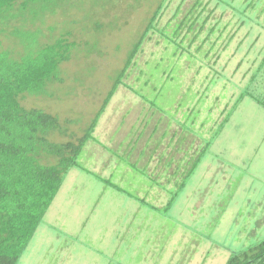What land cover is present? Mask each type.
Masks as SVG:
<instances>
[{
  "label": "rangeland",
  "instance_id": "374dc122",
  "mask_svg": "<svg viewBox=\"0 0 264 264\" xmlns=\"http://www.w3.org/2000/svg\"><path fill=\"white\" fill-rule=\"evenodd\" d=\"M160 1L73 0L36 23L39 35L55 28L51 35L59 37L71 30L70 40L79 43L60 66L63 82L54 81L47 94L23 102L56 115L73 136L56 131L51 141L83 136ZM201 1L196 8L197 0H170L158 28L172 33L185 15L193 13L191 21L200 13L201 34L193 42L189 34L184 51L150 32L101 115L95 139L82 148L80 167L65 175L17 264H226L264 240V109L247 97L232 110L240 94L264 90L249 84L264 57V0L248 11L251 0ZM32 11L42 12L38 5ZM0 26L9 27L6 37L0 34L2 49L18 58L25 51L22 42L10 23ZM223 111L231 115L213 142L211 130L217 132ZM164 132L168 137L148 164L159 188L141 172L147 162L141 155L147 139L155 146ZM209 139L211 146L176 204L164 211L172 185ZM163 150L172 164L155 167ZM100 176L124 192L105 186Z\"/></svg>",
  "mask_w": 264,
  "mask_h": 264
},
{
  "label": "trees",
  "instance_id": "16d2710c",
  "mask_svg": "<svg viewBox=\"0 0 264 264\" xmlns=\"http://www.w3.org/2000/svg\"><path fill=\"white\" fill-rule=\"evenodd\" d=\"M71 1L73 0H0V23H4V25H7V23L11 24V33L17 35L25 49L23 53H18L20 56L16 58L11 50L2 49L3 42L0 39V264H17L20 257L24 254L37 228L43 221L48 208L60 190L65 175L71 168L80 167L77 160L82 148L87 141L95 139L93 134L101 115L105 113L114 92L121 85L122 79L127 75L129 67L150 32H160L170 44L176 45L178 49L181 48L187 51L188 49L182 45L185 38L193 33L192 42L195 41L197 36L201 34V29L205 26L204 21L198 27V22L201 18L200 13L189 21V17L193 13L188 12L189 15H185L183 20L176 24L172 33L168 34L164 29H159L158 20L162 16V12L170 4V0H161L153 16L148 20L140 38L135 43L130 54H128L124 68L118 72V78L108 92L103 105L83 133V136L76 140L53 142L50 140V136L56 131L60 135L68 136V138L73 136L68 133L66 127L61 126L56 115L38 108H26L23 102L28 96L47 94L48 85L54 81L63 82L60 78V66L64 62L70 61L72 51L79 43L70 40L72 36L71 30L61 33L57 37L51 35L55 29L53 28L50 29L49 35L46 36V34L42 35V33L41 35H39L40 33L37 34L38 30L35 32V26L36 23H44V17L55 15V9L57 10L59 5L69 6L68 4ZM221 1L226 5H230L227 0ZM201 2V0H197L196 8L201 5ZM248 4V7L244 8L245 11L250 10V8L254 9L257 5L256 0H251ZM36 5L42 10L41 13L32 11ZM179 11L180 7L177 8L174 16ZM240 13L244 12L241 11ZM27 22L29 24H26ZM96 23L95 31L101 30L102 24L98 21ZM25 24L30 27L25 26ZM8 28L0 26V34H5L6 37ZM183 30L185 32L182 34L181 31ZM213 31V28H211L209 33L212 35ZM180 34H182V37L178 40ZM42 37L44 38L43 40ZM263 78L264 57L259 64V68H257L250 79L249 84L263 86ZM259 91L261 92L249 89V91L237 96L232 110H235L247 97L252 98L258 106L264 109V90ZM226 112H220V117H223L220 121L221 124L219 127L217 126V132L212 135L213 129L211 130L210 135L213 137H210V139L212 138V141L218 137L228 123L231 113L226 115ZM69 122L66 121V123ZM188 129L193 133L195 132L190 126ZM165 133L156 140L158 143L155 146H153L152 140L147 139L145 147L142 149L144 153L141 155V158L147 159L146 165L144 167L140 166L145 169L141 172L144 174L148 172L146 175L159 188L161 186L152 175L153 172H149L148 164L154 159L162 139L168 137V134ZM195 133L198 134V130ZM142 134L143 132L140 136ZM175 136V133L171 134L168 143ZM181 139L179 138V140ZM210 139L204 142V146L195 157L191 156L192 163L190 168L187 169L184 175L182 174L178 183L175 182L172 185L171 198L161 209L166 212L172 210L177 199L184 191L191 174L194 173L199 163L203 160L207 149L211 146L212 142ZM130 144L128 143V146ZM174 150H178V147L175 146ZM164 151L159 154V161L155 167L160 165L171 166L172 156H166ZM49 157H53L55 163L46 164L44 160ZM141 158L137 159V163ZM99 179L105 186H112L117 191L124 192L111 179L101 176ZM133 199L139 200L138 203L148 205L155 211L158 209L150 206L145 199H139V197H134ZM226 264H264V240L243 252L233 254Z\"/></svg>",
  "mask_w": 264,
  "mask_h": 264
}]
</instances>
